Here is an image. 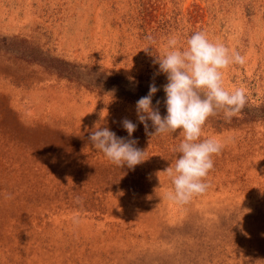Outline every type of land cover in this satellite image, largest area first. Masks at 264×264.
Masks as SVG:
<instances>
[{"label":"rangeland","instance_id":"374dc122","mask_svg":"<svg viewBox=\"0 0 264 264\" xmlns=\"http://www.w3.org/2000/svg\"><path fill=\"white\" fill-rule=\"evenodd\" d=\"M197 31L245 57L222 85L246 105L207 119L201 139L224 146L178 205L163 171L183 136L146 135L135 104L154 82L166 115L155 56ZM125 118L134 169L89 141L128 138ZM0 264H264V0H0Z\"/></svg>","mask_w":264,"mask_h":264},{"label":"clouds","instance_id":"9594fccd","mask_svg":"<svg viewBox=\"0 0 264 264\" xmlns=\"http://www.w3.org/2000/svg\"><path fill=\"white\" fill-rule=\"evenodd\" d=\"M177 45L175 37L168 39L164 54L154 60L159 65L154 75L163 74L167 79L162 86L166 115L160 114L159 100L155 105L152 103L158 91L154 82L150 83L147 95L136 102L135 111L146 135H173L179 131L183 136L174 150V164L163 171L172 185L165 199L183 205L207 190L206 177L214 166L213 156L224 146L215 138L201 139L205 122L219 113L230 122L246 105L244 88L228 91L222 85V70L233 64L243 65L245 57L221 42H212L204 31L189 36L183 48ZM149 48L144 50L147 52ZM121 124L128 138L117 137L107 127H96L89 141L111 164L120 169L125 166L134 169L145 160V151L135 147L137 141L130 139L137 124L127 118ZM150 127L154 132L149 131ZM6 198L12 199V195L6 194ZM76 202L82 203L80 198Z\"/></svg>","mask_w":264,"mask_h":264}]
</instances>
